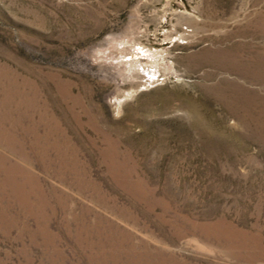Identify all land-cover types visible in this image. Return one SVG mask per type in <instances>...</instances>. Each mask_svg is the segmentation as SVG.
I'll list each match as a JSON object with an SVG mask.
<instances>
[{
    "label": "rangeland",
    "instance_id": "374dc122",
    "mask_svg": "<svg viewBox=\"0 0 264 264\" xmlns=\"http://www.w3.org/2000/svg\"><path fill=\"white\" fill-rule=\"evenodd\" d=\"M0 264H264V0H0Z\"/></svg>",
    "mask_w": 264,
    "mask_h": 264
}]
</instances>
